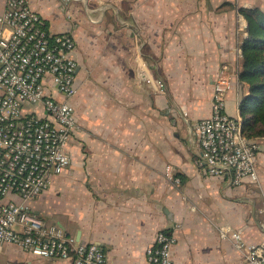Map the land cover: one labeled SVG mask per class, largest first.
Returning a JSON list of instances; mask_svg holds the SVG:
<instances>
[{
	"label": "crops",
	"instance_id": "0c3cea01",
	"mask_svg": "<svg viewBox=\"0 0 264 264\" xmlns=\"http://www.w3.org/2000/svg\"><path fill=\"white\" fill-rule=\"evenodd\" d=\"M26 1L51 33L74 36L78 63L71 166L32 209L77 242L100 244L114 264H146L161 230L176 238L175 264H248L221 228L240 231L248 243L264 240V138L254 140L260 182L235 185L198 163L194 126L212 113L221 67L242 64L241 10L264 11V0ZM5 8L0 0V14ZM241 90L247 95L237 77L227 98L233 116ZM0 262L72 264L13 245Z\"/></svg>",
	"mask_w": 264,
	"mask_h": 264
},
{
	"label": "built area",
	"instance_id": "2783aa9c",
	"mask_svg": "<svg viewBox=\"0 0 264 264\" xmlns=\"http://www.w3.org/2000/svg\"><path fill=\"white\" fill-rule=\"evenodd\" d=\"M5 3L0 14V254L13 245L38 258L114 264L100 244L77 242L62 226L46 224L31 207L71 166L77 42L69 32L51 33L26 0ZM242 18L239 32L247 37L248 23ZM238 54L242 56V49ZM241 69L242 64L235 71L221 67L213 85L212 113L194 126L201 148L198 163L209 176H230L235 185L260 182L258 143L243 134L240 117L227 112L228 94ZM143 75L146 82L165 89L162 80ZM172 171L166 166V176L174 179ZM221 238L244 250L248 264H264V240L248 243L228 226L221 228ZM175 244L172 233L159 231L146 249V264H175Z\"/></svg>",
	"mask_w": 264,
	"mask_h": 264
},
{
	"label": "trees",
	"instance_id": "16d2710c",
	"mask_svg": "<svg viewBox=\"0 0 264 264\" xmlns=\"http://www.w3.org/2000/svg\"><path fill=\"white\" fill-rule=\"evenodd\" d=\"M248 22V36L242 43L239 81L248 87L239 105L243 134L250 140L264 138V11L242 9Z\"/></svg>",
	"mask_w": 264,
	"mask_h": 264
},
{
	"label": "water",
	"instance_id": "95a60500",
	"mask_svg": "<svg viewBox=\"0 0 264 264\" xmlns=\"http://www.w3.org/2000/svg\"><path fill=\"white\" fill-rule=\"evenodd\" d=\"M243 94H242V90L240 92V96H239V105L241 104L242 100H243Z\"/></svg>",
	"mask_w": 264,
	"mask_h": 264
}]
</instances>
